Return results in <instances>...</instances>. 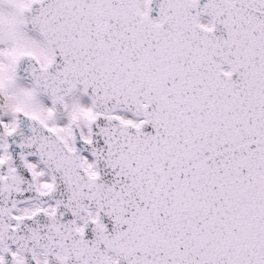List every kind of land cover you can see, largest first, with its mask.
<instances>
[{
	"label": "snow or ice",
	"instance_id": "obj_1",
	"mask_svg": "<svg viewBox=\"0 0 264 264\" xmlns=\"http://www.w3.org/2000/svg\"><path fill=\"white\" fill-rule=\"evenodd\" d=\"M0 264H264V0H0Z\"/></svg>",
	"mask_w": 264,
	"mask_h": 264
}]
</instances>
